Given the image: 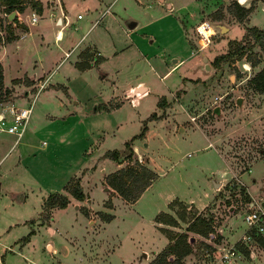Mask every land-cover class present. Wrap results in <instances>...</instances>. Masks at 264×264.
<instances>
[{
    "label": "rangeland",
    "instance_id": "rangeland-1",
    "mask_svg": "<svg viewBox=\"0 0 264 264\" xmlns=\"http://www.w3.org/2000/svg\"><path fill=\"white\" fill-rule=\"evenodd\" d=\"M234 1L253 5L242 21L231 11ZM110 3L116 17L132 15L145 22L133 35L145 56L130 52L110 58L105 69L95 65L81 79L72 78L69 87L62 76L72 75L70 59L66 61L62 54L58 57L62 61L49 69L48 84L67 86L75 99L67 106L58 101L59 96H66L62 87L39 94L37 87L30 88L28 77L10 83L23 71L18 69L17 54L10 50L3 56L10 84H4L0 94L4 98L0 112L8 118L11 107L31 110L16 142L15 133L0 130V264H148L164 248L165 237L169 242L167 234L182 231L192 245L187 264H214L223 248L240 240L223 243L220 228L232 229L234 220L238 221L236 227H246L244 214L249 207L241 199L247 195L255 205L264 204V95L250 84V78L264 66V55L255 45L249 53L261 55L256 66L245 56L218 65L214 62L217 55L228 51L230 40H250L246 27L264 28V0H176L172 11L167 8L170 15L157 8L158 0H104L102 9ZM26 4L30 5L29 0ZM2 9L0 4V14L8 19ZM113 23L116 32L114 19ZM220 25L228 30L222 32ZM2 33L6 35V31ZM143 33L149 35L146 41L141 39ZM150 34L156 35L155 43L150 42ZM116 66L120 67L114 73L116 84L102 79L105 70L114 72ZM139 85H148L150 92L142 94L140 102L127 100V92ZM111 97L113 103L122 102L118 110L92 113L95 105L107 103ZM67 107L75 114H68L66 120L58 118ZM144 123L149 127L145 135L132 140L134 156L143 163L148 161L144 154L139 155L137 143L159 175L131 202L108 184L107 176L117 165L105 153L123 151L125 142L139 134ZM180 127L185 130L179 131ZM204 134L222 154L215 145H208ZM83 171L87 172L84 184ZM76 177L85 193L83 200L64 190L67 181ZM213 178L226 182L200 211L197 207L213 191ZM54 191L68 194L70 204L47 208L45 197ZM23 194L24 201L12 202ZM199 213L212 219L208 236L186 229L191 217ZM170 215L176 224L157 220H171ZM32 228L37 233L21 247L22 237ZM263 245L244 249L240 264H248L243 260L251 259L250 252Z\"/></svg>",
    "mask_w": 264,
    "mask_h": 264
},
{
    "label": "crops",
    "instance_id": "crops-1",
    "mask_svg": "<svg viewBox=\"0 0 264 264\" xmlns=\"http://www.w3.org/2000/svg\"><path fill=\"white\" fill-rule=\"evenodd\" d=\"M52 1L53 3H49L45 5H43L42 3L41 11H37L36 9H34L29 5L25 7L24 11L16 12L15 16L18 14L19 16L18 18L20 19V20L18 19L19 21L16 23L14 29L17 38L12 40L11 42H7L5 44L0 45V62L1 63L3 62L4 54L11 50L10 52H12L14 55L17 54L15 57L17 63L19 64L18 69L23 71V73H21L20 76L12 77L10 83H13L12 80L16 78H18V80L19 79L21 80L22 78V82H23L25 77H28V80L31 83V85H29L30 88L37 87L39 94L42 92H44V94H47L50 91L56 92L58 87H62L66 96H64L63 98L59 96L58 101L60 105L67 106V102L70 103L72 102V100H75L73 99L74 98L73 95L70 94V92L68 91L67 86L61 83L48 84V80L50 78L49 69L54 64L62 61V58L58 59V57H60L62 54H63V59H67L66 61L70 59L68 68L72 72V75L69 77H67L66 75L62 76L63 81L69 83V87L72 78L81 79L82 76H84L87 72L93 70L95 65L97 67H101L105 69L104 65L106 66L108 63H110V58H117L118 56H124V55L126 56L129 55L130 52H136V53L138 52L137 54L138 56H140V58L142 56H145L144 51L140 49V45L133 36L135 34L134 32L135 29L137 28L142 29L144 28V26H146L145 22H141L139 18H136L132 15L124 17L123 14H121V16L119 17H116L115 16L116 13L111 12L110 9L112 3L107 5V7L104 10L102 9L101 6L102 3H104V0H52ZM137 1L139 2V0ZM175 2L176 0H158L157 8H159V10L162 11L163 15H170L167 12H171L172 9L175 8L176 5ZM76 7L81 8L82 10L76 12L74 10V8ZM167 8L171 9V11H169ZM33 13H35L37 17L35 21H32ZM108 13L111 14L107 15ZM64 15L67 16L68 24H65L66 20L64 18ZM85 15L87 17H85ZM113 19L115 24H117L115 29L116 32L113 31V24H114ZM158 19H161V16H159ZM174 21L177 26V20H175V18ZM18 29H20L21 31L18 32ZM94 31L96 32V34L91 35ZM142 35L143 37H141V39L144 38V40L146 41V38H148L149 35L147 33H143ZM150 36H152V34H150ZM156 38H157L156 35H153L150 38V42L156 41ZM27 56H30V58H28ZM123 64L124 62H121L119 65L121 66ZM27 65H29L30 67L29 71L24 70V68ZM117 66H116L117 69L114 67L115 69L114 72L105 70L104 73L102 74L103 76L102 79L104 80L108 79L110 80L111 84H116L117 74L114 73H118V71L120 70V67L118 68ZM110 69L113 71V68L110 67ZM3 75H4L3 82L6 86H8L10 83L8 84L6 82L4 65H3ZM141 86H144L145 90H141L140 89ZM30 88H28L27 90H30ZM149 90L150 87L148 85L146 86L139 85L135 88L134 86H132V89L127 92V95L125 97H127L126 98L127 100H131V101L137 100L138 102H140L142 100L141 97L142 94L144 93L148 94L150 92ZM27 92L29 93V91ZM112 99L114 98L111 97L110 99L107 100V103H111V106L108 105L106 102L101 105L97 104L92 109V113L96 114L100 111L111 112L118 110L119 107L122 106L120 105L122 102L117 101L116 103H113ZM47 101H51V100H47ZM63 114L64 115H59L58 118H62L63 120H66L67 118L65 117L70 116L68 114H75V113L73 111H70L69 108L67 107L66 109L63 110ZM182 130L184 131L185 128L180 127L179 131L183 132ZM204 136L208 139L209 146L215 145L212 139L210 138V136H208L207 134H204ZM18 139L19 137L16 136L15 142ZM136 141L137 140H135V143ZM144 143L145 145H147V142ZM135 148L139 150L138 151L139 155L144 154L148 158V161L145 160L144 163L148 167L153 169L157 173V175H159L154 165L151 164L149 156L145 154V152H143L144 150H142V148L137 143L135 144ZM215 148L218 149L216 145ZM218 151L220 152L219 149ZM119 164L122 163H118L116 161L117 166L115 170L121 167V165L118 166ZM82 173H85L83 174L84 176H82V184H84L85 175L87 174V172L83 171ZM255 178L253 177V179ZM154 181L155 179L151 182V184ZM212 181H213V186H212L213 191L209 193L210 198L206 200L205 203H203L200 207H197L200 211L213 199L215 192L217 190L216 188L218 189L221 188V186H223L226 182L223 179H214V178L212 179ZM150 185H148L147 187H149ZM247 188L249 192H252L248 185ZM261 188L264 191L263 189L264 187ZM46 198L47 196L45 197V199ZM24 199H25V194L22 195V198L18 197L16 198V200L13 198L12 202L16 201L17 203H20L24 201ZM228 221L229 219H227V222ZM235 222L238 221L234 220L233 224H230L232 225V229L231 227L226 229L225 226L220 228V230H222L221 234L223 237L221 239L223 243L228 241L229 242L233 241L234 243L242 237L241 235H243L242 233H244L246 227L244 224L238 225V227H236L237 225L235 224ZM32 230L34 231L36 229L32 228ZM37 231L38 230L34 231L35 232L34 234H36ZM31 239H32V235L30 236L29 241L23 243L24 245H22L21 247L28 244L31 241ZM206 242H208L209 244L212 243L211 241H206ZM164 243H165L164 244L165 247L166 244L168 243L166 237ZM18 244L21 245V243ZM212 245L214 247L217 246L213 243ZM6 248L9 247H5V249ZM157 251L158 250H155V252ZM153 256H155L154 253ZM186 256L183 258L184 264H187V260L191 258L189 254ZM148 261L150 262L151 259L149 258ZM245 261L247 262L249 261L248 264H256V262L257 264H263L264 245L259 247V249L255 252L254 256L251 257V259L249 258L247 260H243V263Z\"/></svg>",
    "mask_w": 264,
    "mask_h": 264
},
{
    "label": "trees",
    "instance_id": "trees-1",
    "mask_svg": "<svg viewBox=\"0 0 264 264\" xmlns=\"http://www.w3.org/2000/svg\"><path fill=\"white\" fill-rule=\"evenodd\" d=\"M29 2L30 6L37 11L42 10L41 1L29 0ZM0 4L4 6L2 11L7 13H10L14 10L16 12H22L27 6L26 0H0ZM230 6L231 11L235 14L239 21L245 19L253 7L252 4L249 7L243 6L237 1H234ZM18 21L19 20L17 16H15L12 21H9V19H4V17L0 14V45L11 42L17 38L15 30L12 29L11 26L13 22ZM3 31H6V35L2 33ZM245 31L247 37H249L250 40L245 41V38L230 40L228 51L215 57V65H218L221 61H232L235 59H241L244 56L247 58V61L252 64V66H256L260 62L261 55L257 53L250 55L249 52L254 48L255 45H258L260 47V51L264 55V28L248 26L245 28ZM3 78V65L0 62V94L2 93L4 86ZM250 84L257 92L264 93V66L250 78ZM3 99L4 98H0V101ZM146 130L147 124L144 123L141 132L136 134L130 141L125 142L123 151L114 149L105 153L106 157L114 159L118 163L126 161L125 165L107 176V182L123 199L127 201L136 200L145 190V188L150 185L151 182L158 176L153 169L148 167L145 163L141 162L136 158V156H134L135 152L133 151L132 140L143 136ZM124 153L126 154L122 155ZM64 190H66L73 198L79 200H83L85 198V193L82 190L79 177L68 180L64 185ZM68 194H65L61 191H54L50 193L45 199V206L50 210L54 207H66L70 202ZM244 198L246 201H251L247 195ZM162 214L164 213L162 212L161 215ZM170 218L171 220L166 221L167 219H162L159 217L157 220L171 225L176 224L175 218L171 215ZM212 228V219H206L199 213L191 217V219L188 221L186 229L199 233L203 236H208L212 232ZM162 231L165 232V229L162 228ZM33 232L34 231L31 230L26 236L22 237L21 241L23 243L29 241L30 235ZM167 236L169 238V242L152 259V261L149 262V264H182L183 258L192 251L191 241L186 231L176 234L169 233ZM263 243L264 239L261 240V244Z\"/></svg>",
    "mask_w": 264,
    "mask_h": 264
},
{
    "label": "built area",
    "instance_id": "built-area-1",
    "mask_svg": "<svg viewBox=\"0 0 264 264\" xmlns=\"http://www.w3.org/2000/svg\"><path fill=\"white\" fill-rule=\"evenodd\" d=\"M8 16L7 12L3 13ZM80 16V14H79ZM36 14H32V21L36 20ZM67 22V16L64 15ZM30 107H11L9 116L6 118L5 113L0 112V130H6L9 133H15L20 137L26 126L28 116L30 114ZM11 122L8 126V122ZM249 207L244 214V222L246 223V230L237 244H233L223 248L216 263L214 264H240V260L244 257V249H251L252 246L260 245L261 240L264 239V204L255 205L253 201L242 200ZM233 211L235 209H232ZM232 211V212H233ZM254 251L250 252L253 257Z\"/></svg>",
    "mask_w": 264,
    "mask_h": 264
},
{
    "label": "water",
    "instance_id": "water-1",
    "mask_svg": "<svg viewBox=\"0 0 264 264\" xmlns=\"http://www.w3.org/2000/svg\"><path fill=\"white\" fill-rule=\"evenodd\" d=\"M15 14H16V11L15 10L12 11V12H10V14L8 15L9 21H12L13 20V17L15 16ZM220 26H221V31L222 32H226L228 30V27L227 26H225V25H220ZM140 89L141 90H145V87L144 86H141ZM237 101H238V103H241L242 99L239 97L237 99ZM216 110H218V109H216ZM20 198H22V195L20 196Z\"/></svg>",
    "mask_w": 264,
    "mask_h": 264
},
{
    "label": "bare ground",
    "instance_id": "bare-ground-1",
    "mask_svg": "<svg viewBox=\"0 0 264 264\" xmlns=\"http://www.w3.org/2000/svg\"><path fill=\"white\" fill-rule=\"evenodd\" d=\"M241 1H244V0H241ZM60 34H61V32H60ZM247 65V67H248V64H246Z\"/></svg>",
    "mask_w": 264,
    "mask_h": 264
}]
</instances>
